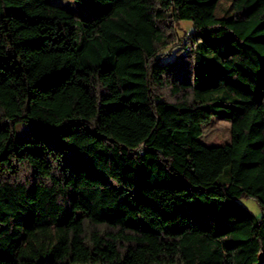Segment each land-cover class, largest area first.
<instances>
[{"label":"trees","instance_id":"16d2710c","mask_svg":"<svg viewBox=\"0 0 264 264\" xmlns=\"http://www.w3.org/2000/svg\"><path fill=\"white\" fill-rule=\"evenodd\" d=\"M76 1L0 0V264H264V0Z\"/></svg>","mask_w":264,"mask_h":264},{"label":"rangeland","instance_id":"374dc122","mask_svg":"<svg viewBox=\"0 0 264 264\" xmlns=\"http://www.w3.org/2000/svg\"><path fill=\"white\" fill-rule=\"evenodd\" d=\"M50 3L61 6L68 11H71L74 14L84 15L87 13V8L76 0H49ZM229 0H220L219 5L216 8L215 13L217 15H231L232 9L229 7ZM176 34L180 37H187L189 33L193 30L192 23L190 21H180L175 25ZM177 42H180V38L174 37V42H172L171 47L174 46ZM178 46L172 47V52L177 51ZM166 57H164L165 59ZM169 59L171 57H168ZM203 133L199 137L201 142L209 141L212 137L218 135V140L229 142L231 131H230V122L225 119H220L218 117L212 116L207 123L202 125ZM17 134L20 138L26 137V127L25 124L20 123L16 126ZM225 176H221L220 180L223 181ZM239 202L255 217H260L261 210L259 205L253 198L242 197L239 199ZM263 264V263H261Z\"/></svg>","mask_w":264,"mask_h":264}]
</instances>
